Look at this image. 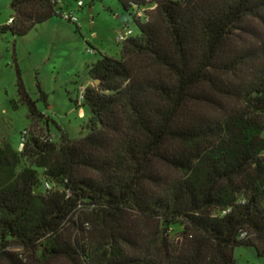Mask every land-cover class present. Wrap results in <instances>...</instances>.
Wrapping results in <instances>:
<instances>
[{"label": "trees", "instance_id": "16d2710c", "mask_svg": "<svg viewBox=\"0 0 264 264\" xmlns=\"http://www.w3.org/2000/svg\"><path fill=\"white\" fill-rule=\"evenodd\" d=\"M116 1L138 34L90 68L99 84L75 102L91 112L87 135L0 145V264L264 258V0ZM11 9L0 37L58 16L50 0ZM133 217L161 227L140 232Z\"/></svg>", "mask_w": 264, "mask_h": 264}, {"label": "rangeland", "instance_id": "374dc122", "mask_svg": "<svg viewBox=\"0 0 264 264\" xmlns=\"http://www.w3.org/2000/svg\"><path fill=\"white\" fill-rule=\"evenodd\" d=\"M12 2L0 0V27L8 25L14 16ZM59 6L77 22L54 16L26 36L15 38L7 33L0 37V145L10 144L16 151L22 149L25 132V136L49 139L56 145H60L64 135L71 140L86 136L91 112L75 102L81 92L95 84L90 78V68L102 56L121 58L123 43H118L117 38L125 30L132 31V36L138 34L131 17L116 0H60ZM20 85L36 103L41 117L30 116ZM31 162L30 158L22 157L21 166L29 167ZM39 172L42 176V171ZM130 214L135 216L133 212ZM132 219L140 232L154 230L158 224ZM182 231V227L172 226L171 239L181 241ZM13 250L24 253L20 248ZM234 258L237 264H264V258L258 257L252 247L236 248Z\"/></svg>", "mask_w": 264, "mask_h": 264}, {"label": "built area", "instance_id": "2783aa9c", "mask_svg": "<svg viewBox=\"0 0 264 264\" xmlns=\"http://www.w3.org/2000/svg\"><path fill=\"white\" fill-rule=\"evenodd\" d=\"M50 2L55 6L56 12H57L58 16H60L62 19L66 20L68 22L74 23V24L77 22V19L72 14H64L62 12V7L59 6L60 0H50ZM79 5L81 6L82 5V2H80ZM138 16L141 17V18H143L144 21H147L146 15H145V10H142V11L138 12ZM12 21H13V19L10 18L9 19V24H11ZM130 36H132V31L125 30L123 33H121L118 36L117 42L118 43H123ZM83 98H84V91L81 92L80 99L79 100L82 101ZM25 135H27V132H25L24 135H23V137H22V143H21V147L22 148H23L24 139L26 137ZM263 136H264V131H263ZM262 157L264 158V154L262 155Z\"/></svg>", "mask_w": 264, "mask_h": 264}, {"label": "water", "instance_id": "95a60500", "mask_svg": "<svg viewBox=\"0 0 264 264\" xmlns=\"http://www.w3.org/2000/svg\"><path fill=\"white\" fill-rule=\"evenodd\" d=\"M95 84H96V85H98V84H99V82L97 81Z\"/></svg>", "mask_w": 264, "mask_h": 264}]
</instances>
